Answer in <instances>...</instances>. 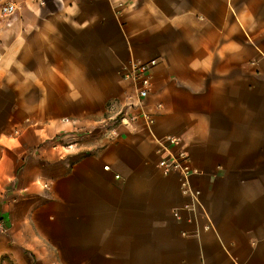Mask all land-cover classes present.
<instances>
[{
	"label": "crops",
	"instance_id": "obj_1",
	"mask_svg": "<svg viewBox=\"0 0 264 264\" xmlns=\"http://www.w3.org/2000/svg\"><path fill=\"white\" fill-rule=\"evenodd\" d=\"M0 57V264H264V0H0Z\"/></svg>",
	"mask_w": 264,
	"mask_h": 264
},
{
	"label": "built area",
	"instance_id": "obj_2",
	"mask_svg": "<svg viewBox=\"0 0 264 264\" xmlns=\"http://www.w3.org/2000/svg\"><path fill=\"white\" fill-rule=\"evenodd\" d=\"M1 11L4 15H11L15 12V5L7 3L2 6ZM1 58V57H0ZM156 59H149L146 61H132L128 66L122 70V78L127 81L131 87L132 93L128 96V104H131L130 100L132 96L135 97L136 102L133 105H126L125 107H135L136 109L132 112H128L126 109L118 111L114 119L120 118V122L129 123L144 121L145 124H153L152 114L145 111L142 108V100L147 98L153 91L152 84V69L156 66ZM160 106L159 104L157 105ZM63 121L70 122L68 118H63ZM79 133H84L77 129ZM78 138L73 137L70 141L65 139L51 138V146L54 148H65L70 149L74 144L77 143ZM178 138L172 135H166L161 140H158L160 149L164 151V155L158 161V167L164 174L172 172H178L183 176V185L188 184V178L193 173L190 166L188 155L185 152H173L169 149V146L175 145L178 142ZM104 168H108L105 166ZM117 177V175H116ZM46 186V185H44Z\"/></svg>",
	"mask_w": 264,
	"mask_h": 264
},
{
	"label": "rangeland",
	"instance_id": "obj_3",
	"mask_svg": "<svg viewBox=\"0 0 264 264\" xmlns=\"http://www.w3.org/2000/svg\"><path fill=\"white\" fill-rule=\"evenodd\" d=\"M101 41H103L102 38H101ZM125 86H126V85H125ZM123 89H126V88L124 87ZM84 127H85V126H84ZM85 128H87V127H85Z\"/></svg>",
	"mask_w": 264,
	"mask_h": 264
}]
</instances>
